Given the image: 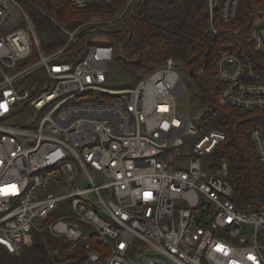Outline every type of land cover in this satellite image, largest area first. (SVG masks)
<instances>
[{
	"label": "built area",
	"instance_id": "obj_1",
	"mask_svg": "<svg viewBox=\"0 0 264 264\" xmlns=\"http://www.w3.org/2000/svg\"><path fill=\"white\" fill-rule=\"evenodd\" d=\"M240 1L209 0L211 30L233 36L217 63L221 103L264 109V6L246 24L261 60L235 37L244 27L218 26L232 24ZM139 2L111 20L93 16L81 52L79 28L48 52L21 0H0V248L20 253L48 230L85 241L87 263L101 259L95 235L103 264H264V206L239 209L227 164L206 168L226 135L196 126L174 59L135 87L110 82L114 50L98 41ZM35 72L42 80H26ZM86 94L95 96L75 101ZM250 140L264 164V129Z\"/></svg>",
	"mask_w": 264,
	"mask_h": 264
},
{
	"label": "trees",
	"instance_id": "obj_2",
	"mask_svg": "<svg viewBox=\"0 0 264 264\" xmlns=\"http://www.w3.org/2000/svg\"><path fill=\"white\" fill-rule=\"evenodd\" d=\"M89 1V9L78 10L69 0H21L48 52L66 43L65 30L78 28L81 36L74 52H81L85 32L95 27L87 25L92 17L111 20L126 5V0ZM261 5L264 6V0H241L237 18L231 25L218 22L222 29L244 27L235 37L257 60L262 56L254 50L246 24ZM209 18V0H140L133 13L117 20L108 28V37L98 42L112 46L114 59L130 73L126 86L135 87L169 58L174 59L176 66L185 68L192 103L202 112L200 126L206 132L216 129L226 135L207 156L206 168L216 172L227 164L235 205L243 211L260 208L264 206V164L250 140V131L254 127L264 129V109L246 110L221 103L223 84L217 78V63L225 51L224 45L233 36L214 34ZM36 78L42 80L41 73L35 72L26 80ZM93 96L86 94L75 101ZM89 241L92 250L101 255L99 262L87 263L89 251L85 241L73 246L48 230H35L32 244L20 253L11 254L0 248V264H103L108 257L107 248L95 235Z\"/></svg>",
	"mask_w": 264,
	"mask_h": 264
},
{
	"label": "rangeland",
	"instance_id": "obj_3",
	"mask_svg": "<svg viewBox=\"0 0 264 264\" xmlns=\"http://www.w3.org/2000/svg\"><path fill=\"white\" fill-rule=\"evenodd\" d=\"M85 40L87 38V36L84 37ZM176 70L179 72V74L181 75V77L183 78L185 84L188 85L189 83V75L187 73V71L185 70V68L178 64V66H176ZM109 76H110V82L114 87H122V86H126V84L129 83L131 75L129 72H127V70H125L121 64L118 63V61L116 59H114L109 66ZM190 91V90H189ZM191 92V91H190ZM192 93V92H191ZM188 97V93H184L182 96V100L186 99ZM192 112L194 113V120H195V124L196 126L202 130L203 128L200 126L199 124V119H200V115H201V111L197 109V107L192 103ZM17 121H19L18 123L24 124L25 120L23 119H17Z\"/></svg>",
	"mask_w": 264,
	"mask_h": 264
}]
</instances>
